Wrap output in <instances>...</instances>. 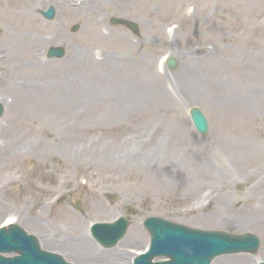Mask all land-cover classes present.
<instances>
[{
  "label": "rangeland",
  "instance_id": "rangeland-1",
  "mask_svg": "<svg viewBox=\"0 0 264 264\" xmlns=\"http://www.w3.org/2000/svg\"><path fill=\"white\" fill-rule=\"evenodd\" d=\"M208 1L37 3L41 28L63 38L50 40L41 59L49 71H59L55 85L69 90L58 95L60 109L49 103L46 113L14 126L28 145L16 158L6 159V169L0 171V225L3 218L13 217L38 236L42 246V232L31 222L40 219L53 231L59 229V240L73 234L69 226L77 227L95 249L110 251L106 263L75 256L58 241L43 247L74 264H133L150 241L144 218L159 215L200 228L254 231L262 240L256 253L223 254L214 260H264V9L249 15L245 43L227 44L242 49L244 56H220L225 68L215 77L219 92L205 74H195L192 86L182 76L189 64L200 67L188 57L203 55L200 45L210 50L216 42L226 44L220 39V22L202 24L208 14L191 20L187 31L180 27L182 11L194 13ZM51 4L56 16L47 19L41 10ZM92 5L98 6L96 19ZM112 15L136 20L140 32L111 23ZM75 23L80 27L73 32ZM10 29L6 3L0 0V39ZM176 29L189 39H168L167 33ZM54 44L66 48L64 57H46ZM74 51L77 56H72ZM164 54L176 57V68L162 62ZM18 58L0 56V73L6 68L9 79L6 85L0 81V100L6 104L0 141L3 125L15 119L9 104L21 99V87L41 88L42 71L20 67ZM130 91L141 98L129 99ZM33 95L28 98L37 101ZM192 105L208 117L205 134L191 120ZM122 214L130 218L127 232L113 247L101 246L91 234V224Z\"/></svg>",
  "mask_w": 264,
  "mask_h": 264
},
{
  "label": "bare ground",
  "instance_id": "bare-ground-1",
  "mask_svg": "<svg viewBox=\"0 0 264 264\" xmlns=\"http://www.w3.org/2000/svg\"><path fill=\"white\" fill-rule=\"evenodd\" d=\"M40 1L4 0V5L6 3V19L10 22L12 29L6 31V35L0 39V56H5V54L9 58H11V56H19L18 61H20V67H32L36 70L40 69L43 78L39 82V86H41L39 91H37L35 87L30 89L21 87L22 93L18 95L21 99L14 98L15 100H12L9 104L10 109L14 111L12 118L15 119H11L7 126L6 123L3 125V140L0 141V171H2L3 168L6 169V159L16 158L20 154L22 148L28 145V143H25L26 137L18 132L17 126H14L19 123L22 125V121L30 119V116L38 118L40 115L39 112L42 114L46 113L45 109L48 107L47 104L49 103H53L60 109L63 104L60 94H66V91L69 90L68 86L58 88L59 86L55 85V83L60 82L58 80L59 78L57 79L58 75L61 76L59 71L56 69L53 70V72L49 71L50 68L46 63L47 61L41 59L44 48L50 40L58 39L63 41V38L60 35H51L49 31L41 28L37 13L35 12V6ZM263 6L264 0H209L205 6L198 7L194 13H188L186 11L181 12L180 21L183 25H180V27L186 26V31L191 20H195L197 16L200 17L201 15L208 14L207 21L202 23L206 27L219 24L220 22L222 29L220 39L226 42L224 45H218L216 42L212 45V49L210 50L200 45L198 49L204 51L203 55L188 56L192 57V60L195 62L197 61V65H200L199 68H195L189 64L191 68L188 67L185 72H183L182 76L186 78L189 85L193 83L195 74H205L207 80H211L212 88L220 92V87L215 79L216 75L225 68L221 64L222 58H220V56H244L242 49L227 44L233 41L241 43L246 42L247 35L245 33V23L248 21L250 14L254 13V11L264 9ZM96 10H98V6L92 5L91 14L94 19H96ZM238 29H241L240 35L238 32L233 33V30ZM227 31H229L228 34ZM178 36L180 39H184L185 42L190 37L186 32H181L180 34L179 29H176L172 33L170 32V34L167 33L168 39H173ZM5 44L6 47L8 46L7 48H5ZM72 56H77V52L74 51ZM262 56L264 55L262 54ZM156 69L157 68H155V70ZM3 72L0 73V81L2 84L6 85V68ZM156 73H158L157 70ZM8 80L7 78V81ZM37 93L40 96L37 97ZM33 94H36L37 101L28 98L29 96H35ZM48 96L51 100L47 99ZM128 96L129 99L141 98L138 92L133 93L130 91L128 92ZM62 111L63 110H60V112ZM2 221L8 224L16 221V219L13 217H5ZM32 224L42 232L44 240V242H42L43 246H45L46 243L58 241L61 245L67 247L70 253L75 256H82L84 258L91 257L106 263L105 259L108 258L110 251L107 250V252H102L99 249H95L97 247L88 240L87 236L82 232H78L79 228L69 226L68 229L70 232L72 231L71 233L73 234L75 232V234H70L67 238L62 240L60 238L59 240L56 236L59 229L53 231L50 225H46L44 222H41L40 219L33 221V223L31 222V225ZM260 228L264 232V223H261ZM212 264H226V260L218 258L214 260Z\"/></svg>",
  "mask_w": 264,
  "mask_h": 264
},
{
  "label": "water",
  "instance_id": "water-1",
  "mask_svg": "<svg viewBox=\"0 0 264 264\" xmlns=\"http://www.w3.org/2000/svg\"><path fill=\"white\" fill-rule=\"evenodd\" d=\"M44 14L53 17L55 8L50 6ZM112 21L124 22L137 29L136 23L125 18L112 17ZM63 53L62 47H51L49 50L50 55L60 56ZM176 63L174 58L169 60L171 67ZM3 110L0 103V115ZM190 113L196 128L206 133L209 124L201 108L192 106ZM128 223L129 220L124 216L113 222H97L93 226V233L104 245L110 246L125 234ZM144 224L151 232V244L146 252L136 256L135 264H210L218 254L255 252L260 246V238L253 232L238 234L223 230H204L156 215L148 216ZM1 251H16L19 254L5 256L0 253V264H72L62 255L41 248L38 238L16 223L0 228ZM156 256H167L169 259L153 261ZM257 264H264V261Z\"/></svg>",
  "mask_w": 264,
  "mask_h": 264
}]
</instances>
